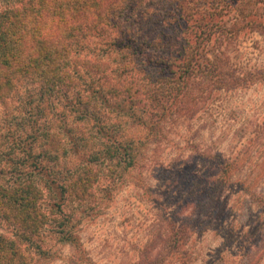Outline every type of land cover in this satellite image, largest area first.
<instances>
[{
  "label": "rangeland",
  "instance_id": "1",
  "mask_svg": "<svg viewBox=\"0 0 264 264\" xmlns=\"http://www.w3.org/2000/svg\"><path fill=\"white\" fill-rule=\"evenodd\" d=\"M19 1L0 0V8ZM259 1L245 0V6L256 10ZM167 4L149 0L137 11L126 10L116 18V29L109 28L111 34L122 33L137 43L158 38L162 20L168 16ZM256 30L257 45L239 55L250 65L264 63V29ZM111 37L90 40L92 50L103 48ZM104 51L110 52L107 47ZM167 53L163 56L168 57ZM121 56L122 52L111 51L102 58L111 62L107 83L123 76L122 66L118 67ZM134 73L135 82L146 83L142 72ZM152 83V91L166 88ZM198 93L190 92L181 104L173 96L164 119L148 132L132 116L113 108L119 101L106 107L95 97L84 98L96 108L88 110L87 119L82 112L85 105L74 104L75 93L69 104L58 99L57 109L52 110L53 98L41 97L36 84L20 85L9 105L0 106V136L7 130L23 136L31 132L34 122L52 128L51 115L57 114L61 123L72 114V125L66 129L85 126L84 135L73 130L74 142L77 139L86 147L83 153L92 154L69 153L56 164L65 173L90 161L93 187L84 201L57 212L65 226L48 225L42 252L34 253L35 264H148L153 260L158 264H264V82L248 90L211 96ZM37 140L34 148L39 155L44 140L40 135ZM11 142L0 140V156L10 155ZM114 146L112 152L118 150L114 159L99 153ZM220 155L224 156L222 167L217 163ZM4 162L6 158L0 157V164ZM221 170L223 176L215 177ZM76 177L68 174L71 181H77ZM67 230L75 242L62 237ZM0 231L11 235L13 228L0 219Z\"/></svg>",
  "mask_w": 264,
  "mask_h": 264
},
{
  "label": "trees",
  "instance_id": "2",
  "mask_svg": "<svg viewBox=\"0 0 264 264\" xmlns=\"http://www.w3.org/2000/svg\"><path fill=\"white\" fill-rule=\"evenodd\" d=\"M147 1L20 0L14 6L0 8V106L9 105L20 85L31 81L39 87L41 97L53 98L52 110L57 109V101L69 104L75 93L74 104L85 105L82 112L89 119L88 110L96 111L91 99L95 97L106 107L113 106L115 100L121 104L114 109L132 116L151 132L164 119L169 110L166 104L173 96L181 104L192 91L211 96L219 91L248 90L264 82V63L250 65L239 56L257 45L256 29H264V1L253 10L245 6V0H166L168 16L162 20L163 32L158 38L137 43L122 33L111 34L109 28L116 29L117 17L126 10H139ZM99 35H112V41L92 50L90 40ZM104 47L123 53L118 64L123 76L110 78L109 83L105 80L111 62L102 58L110 52L106 53ZM165 53L169 56L164 57ZM171 54L177 55L174 58ZM135 70L145 75L146 83L135 82ZM152 82L166 88L152 91ZM122 102L126 105L121 106ZM159 112L163 113L159 116ZM67 117L59 123L57 114L51 115L52 128L31 123V132L25 136L17 137L11 130L0 136L1 141H12L10 155L0 156L6 158L0 164V219L13 228L11 235L0 231V264H35L34 253L42 252L48 225L57 222L65 226L56 217L57 212L67 204L84 201L93 187L90 161L83 159L85 162L74 172L67 170L66 174L56 167L69 153L92 155L83 153L86 147L77 139L74 142L73 130L84 135L85 126L66 129L72 125V114ZM38 135L44 140L39 155L34 148ZM115 148H102L99 153L114 159L118 152H112ZM130 156L135 160L133 154ZM218 159V165L224 166V156ZM68 174L77 176V181L69 180ZM218 175L223 176L222 170L215 177ZM62 235L66 241H76L71 231ZM158 263L153 260L148 264Z\"/></svg>",
  "mask_w": 264,
  "mask_h": 264
}]
</instances>
